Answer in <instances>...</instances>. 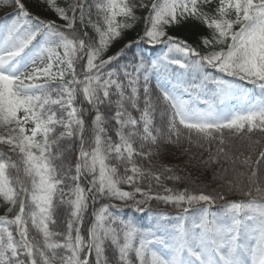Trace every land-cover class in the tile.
<instances>
[{"label": "snow or ice", "instance_id": "snow-or-ice-1", "mask_svg": "<svg viewBox=\"0 0 264 264\" xmlns=\"http://www.w3.org/2000/svg\"><path fill=\"white\" fill-rule=\"evenodd\" d=\"M43 2L62 23L33 15L24 0H0L15 6L0 25V145L8 148L0 149V199L16 210L0 216V264H109V250L116 264H134L133 256L135 264H264V186L255 170L247 191L228 181L248 199L226 201L219 213L211 208L223 193L152 190L153 181L181 179L167 165L154 170L162 144L203 141L211 151L215 141L209 161H218L232 159V137L264 133V0H218L214 8L213 0ZM138 8L148 9L140 41L161 53L121 64L124 49L107 53L140 19ZM190 20L210 31L198 46L169 34ZM64 140L79 141L74 175L62 171ZM152 200L180 208L178 222L144 227L112 203L145 212ZM57 205L70 209L65 233L50 227Z\"/></svg>", "mask_w": 264, "mask_h": 264}, {"label": "trees", "instance_id": "trees-1", "mask_svg": "<svg viewBox=\"0 0 264 264\" xmlns=\"http://www.w3.org/2000/svg\"><path fill=\"white\" fill-rule=\"evenodd\" d=\"M26 7L32 12L33 15H38L42 19L57 20V17L53 11L47 8L43 0H24ZM62 6H66L71 0H58ZM137 3L140 0H136ZM218 0H213L212 8L216 6ZM151 4V3H150ZM211 10V9H209ZM15 12V6H0V23L4 22L6 24L10 23L12 16ZM147 8H138L136 10V15L140 19L136 22L135 26L131 29H127L123 32L122 36L114 41L113 45L109 49L107 55H115L121 49L125 50V56L120 59V63H126L130 61L134 54L146 53L148 57L155 58L160 55L161 47H151L146 45L143 41H140V37L143 35L145 30L144 17L147 15ZM95 18V16H94ZM57 23H62L57 20ZM89 34H92V30L88 29ZM169 34L176 36L179 39H185L193 46L199 45V38L201 36H209L210 31L206 26L200 24L196 21H187L180 25L174 26L169 29ZM139 41V43H137ZM131 44L130 48H126V45ZM201 50H203L201 48ZM155 81H153V84ZM244 87L252 88L251 85L244 84ZM258 89L255 90L258 94ZM156 89L153 88V95L155 96ZM231 104L235 105L238 103L236 100H231ZM163 111V107H158L156 115L157 126H163L164 120L161 119L160 112ZM133 115H138V113L133 112ZM62 129H57V132ZM0 134H3V129H0ZM109 135L112 136L113 140H116V136L112 129H109ZM258 141V143H257ZM204 147H197L195 144H188L186 141L180 144H162L160 146V154L157 157H153L152 165L154 170H159L161 165H167L172 167L175 174L180 176L179 181L164 180L161 185H157L155 181L152 182L153 193L164 194V188H173L175 190L188 189L190 192L199 193L201 191L205 193H223L225 195V200L217 199L216 204L211 208V211L219 213L222 210V205L226 201H240L247 200L248 197L244 196L239 189H229L228 181H235L241 185L244 191H247L250 185L248 177L255 170L257 172L258 179L261 185L264 186V158L260 157V152L264 151V133L256 131L252 134L232 137L227 145H225L226 151L232 159L239 157L236 163H232V159H225L223 156L219 157L218 161H209L210 156H214L217 148V143L213 141L211 143V151H209V145L206 142L201 141ZM0 149L4 152H8L6 146L0 145ZM61 150L64 152L63 159V170L72 169L69 175H74V165L77 160L79 141H61ZM12 159H18L15 154L9 153ZM245 157H250L249 164L245 165L241 163ZM115 163V161H113ZM138 163L143 164L148 167V162L144 160L138 161ZM15 175V173H12ZM147 181L142 184L146 186ZM71 181H67L65 186H70ZM122 187L125 190H131L127 185ZM67 197H65L66 199ZM138 199L140 197H137ZM108 201H100V203H105ZM112 203L120 205L119 214L126 218L134 219L139 225L147 227L152 225L158 218L162 223L167 225H172L178 222L180 208L173 206L172 204H166L161 201L152 200L147 205L150 211L137 212L134 207H132V202L129 201L127 205H124L120 201H112ZM99 207V203L96 205ZM8 205L0 199V216L15 215L16 210L14 209L12 213L7 212ZM70 209L67 205H57V210L55 213L56 223L55 225H50L53 231L59 233L66 232V221L68 219V213ZM91 212V208L89 209ZM195 215V213H193ZM91 223V216L88 215L85 218V228ZM15 232V230L13 229ZM30 236L34 237L36 240L42 242V236L31 226L29 227ZM57 239H60L57 237ZM57 254H66L64 250H57ZM109 258V264H116L115 254L112 250L107 253ZM134 264L135 257L133 256ZM59 264V262H57Z\"/></svg>", "mask_w": 264, "mask_h": 264}, {"label": "rangeland", "instance_id": "rangeland-1", "mask_svg": "<svg viewBox=\"0 0 264 264\" xmlns=\"http://www.w3.org/2000/svg\"><path fill=\"white\" fill-rule=\"evenodd\" d=\"M143 3H146V4H149L150 5V3H151V0H143ZM14 17V15L12 16V18ZM4 24H6V23H4V22H1L0 23V25H4ZM28 127H31V125H28ZM66 187V189H67V186H65Z\"/></svg>", "mask_w": 264, "mask_h": 264}]
</instances>
